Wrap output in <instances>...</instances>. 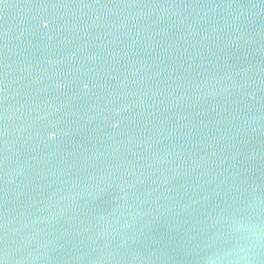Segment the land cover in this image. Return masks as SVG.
I'll return each instance as SVG.
<instances>
[{
  "label": "water",
  "instance_id": "obj_1",
  "mask_svg": "<svg viewBox=\"0 0 264 264\" xmlns=\"http://www.w3.org/2000/svg\"><path fill=\"white\" fill-rule=\"evenodd\" d=\"M240 223L264 0H0V264H235Z\"/></svg>",
  "mask_w": 264,
  "mask_h": 264
},
{
  "label": "clouds",
  "instance_id": "obj_2",
  "mask_svg": "<svg viewBox=\"0 0 264 264\" xmlns=\"http://www.w3.org/2000/svg\"><path fill=\"white\" fill-rule=\"evenodd\" d=\"M236 231L238 233L236 246L227 255L235 258V264H245L252 241L257 236H264V229L258 225L240 223Z\"/></svg>",
  "mask_w": 264,
  "mask_h": 264
}]
</instances>
